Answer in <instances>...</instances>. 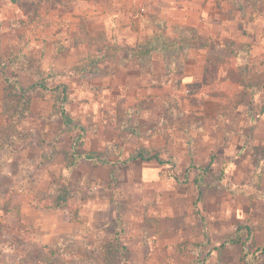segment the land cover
<instances>
[{"label":"rangeland","instance_id":"rangeland-1","mask_svg":"<svg viewBox=\"0 0 264 264\" xmlns=\"http://www.w3.org/2000/svg\"><path fill=\"white\" fill-rule=\"evenodd\" d=\"M120 1L126 18L151 27L146 42L186 40L184 52L140 57L152 74L100 78L97 56L75 62L69 37L45 28L68 36L77 0H0V170L10 172L0 183L16 186L0 195V219L14 213L0 237H23L15 205L24 197L51 216L78 212L54 264H264V0H214L195 27H152L167 0ZM233 49L247 53L225 58ZM138 52L104 56L129 55L134 67ZM7 78L27 103L5 98ZM141 151L155 158L130 157ZM238 235L248 257L242 243L217 248ZM9 257L19 261V248Z\"/></svg>","mask_w":264,"mask_h":264},{"label":"crops","instance_id":"crops-1","mask_svg":"<svg viewBox=\"0 0 264 264\" xmlns=\"http://www.w3.org/2000/svg\"><path fill=\"white\" fill-rule=\"evenodd\" d=\"M78 4L75 9L72 11H67L65 17L66 26L70 28L68 36L65 33H61L60 30L56 28L52 23L48 24L45 28L50 30L49 37L55 39H63L66 37L72 41V47H74V52L76 53L75 62H78L81 58L86 56H97L96 64L93 66L95 73L98 74L100 78H113V72H116L118 69L123 70V73L129 76V71L133 70L137 73L147 72L149 70L143 69L141 65V58L135 57L131 59V56H127L126 59L121 61L119 59L120 55H116L115 58L113 55L105 57V53L114 54L121 51H133L136 50V47L142 46L149 40L150 35L148 31L151 28L143 27L137 23L138 21L131 20L130 17L126 18L124 16V10L121 8L120 0H77ZM167 6H161V10L156 13L149 15L150 23L153 26L159 20L167 22V24H179V26H197V23L203 20V17H206L208 13V6L213 4L214 0H207V3L197 2V0L191 2H183L182 4L178 0H167ZM216 1V0H215ZM218 9V8H217ZM219 10V9H218ZM220 13V12H219ZM140 22V21H139ZM139 25V26H138ZM103 28V29H102ZM98 30H102L107 38L112 37L113 41L112 47L107 46L103 48L101 46V41H106L102 33H97ZM115 33V35H113ZM104 37V38H103ZM106 38V39H107ZM111 40V41H112ZM126 47V48H125ZM132 48V49H130ZM129 53V52H128ZM152 59L155 60V57L152 56ZM159 60V58H158ZM161 62L164 64V57H161ZM155 63V61H154ZM116 65V67H115ZM165 65V64H164ZM112 66V67H111ZM114 67V70L112 69ZM121 68V69H120ZM155 70H150V74L154 73ZM105 87H102V89ZM113 89V88H109ZM140 89V87L138 88ZM138 93V91H136ZM156 169V168H155ZM153 169L148 166H145L143 173L146 176L153 174ZM155 172V171H154ZM157 173H159L157 171ZM0 177L9 178L10 172L8 170H0ZM148 177H146L147 179ZM149 179V178H148ZM158 180H161L160 173L158 174ZM155 188L160 187L159 183H149ZM13 183L8 182V184L0 183V195L2 192H5L4 200L8 199V191L15 189L16 186L12 185ZM19 189V188H18ZM20 191V189H19ZM3 196V195H2ZM1 204V201H0ZM17 206V212L19 213L20 223L22 224L23 230L20 233L23 237L31 242L34 245L44 246V245H57L64 242L63 236L66 234V228L68 224L71 226H77L72 221L65 219V217L51 216L48 215L41 208L34 207L28 200L24 197L20 199V203ZM166 204H162V208H166ZM169 207V205H168ZM7 214H10L8 212ZM11 215H5L1 219L7 222ZM84 222L89 221L93 222L92 217L82 216ZM165 218V217H163ZM0 219V220H1ZM202 229L204 228L203 224L201 225ZM31 230V236L30 231ZM204 230V229H203ZM17 251V250H15ZM12 251L10 254L15 253ZM7 256L0 259V264H36L14 261L13 258Z\"/></svg>","mask_w":264,"mask_h":264},{"label":"trees","instance_id":"trees-1","mask_svg":"<svg viewBox=\"0 0 264 264\" xmlns=\"http://www.w3.org/2000/svg\"><path fill=\"white\" fill-rule=\"evenodd\" d=\"M238 2H241V0H238ZM187 30H190L194 33L197 32V30L194 28H188ZM182 34H184V33H181V35ZM157 40H158V42L154 38H152L149 42H146L144 45L136 47V49L139 50L138 56L139 57H145L144 59H147V61H148L153 50L162 51V53L164 55L169 53V52L170 53H178V51H181V53H182V52H184L183 50H185L184 47L186 46L185 44L187 43L186 40L180 39L178 41H173L171 39H167L164 35H158ZM155 42H157V43H155ZM177 42H178V44L181 43L180 44L181 46L178 45ZM231 44L235 45L234 41H229L228 44H226L225 42L224 43L220 42V45H222V46H227V45L232 46ZM175 47H176V49H175ZM178 48H179V50H177ZM130 49H132V48H130ZM246 53L247 52H244L241 49H236V51H235V49H233L230 51V53H227L228 55L225 58H227V57L228 58L229 57L230 58L241 57L242 55H245ZM222 58H224V57H222ZM147 61H145V64H148ZM141 62H143L142 59H141ZM166 62L168 63L169 61H166ZM6 81L8 82V85L6 87L5 98L6 99H14L15 101H24L27 103L28 102L27 97L25 96L26 89L24 87L18 85L17 83L16 84L11 83V80L8 78L6 79ZM25 110H28V109H25ZM19 114H20V112H19ZM130 157L131 158H142L144 160H150V159L155 158V156H153V155L152 156H146L144 154V152H142V151L136 155H131ZM171 176L174 177L175 179L179 180L178 175L171 174ZM59 198H61V197H59ZM62 208L64 209L65 219L72 221V222L77 221L78 212L76 214H74V212L71 214L72 207L63 206ZM16 211H17V208H16ZM9 212L11 213V216L14 215V213H12V211H9ZM238 243H242L244 251H245L244 257L245 258L248 257V255L250 254V250L246 246L245 241H242L241 235H238L236 238H232V239L224 241L217 248L224 247L228 244H238ZM33 247L34 248H32V247L30 248V245H28V243L24 239V237L19 236V234L15 235L12 232H6V233L3 232V236L0 237V259H2L3 257L6 258L7 256H10V253L12 251L17 250L18 248L20 250V256H21L20 261L21 262L36 263V264H54L56 262V257L58 255H61V256L65 255L64 249H63L64 248L63 243L57 244V245H44V246L33 245ZM260 250L264 253V246L261 247ZM99 253L101 254V256H104V258L106 259L105 255H111V254H113V251L109 250V252H105V250H104V252H103L100 250ZM253 255H254V253L252 254V258H253ZM254 258H256V257H254ZM105 259H103V260H105ZM252 260L249 259V262H253Z\"/></svg>","mask_w":264,"mask_h":264},{"label":"built area","instance_id":"built-area-1","mask_svg":"<svg viewBox=\"0 0 264 264\" xmlns=\"http://www.w3.org/2000/svg\"><path fill=\"white\" fill-rule=\"evenodd\" d=\"M144 11H145V7L143 6V7L140 8L139 12L143 13Z\"/></svg>","mask_w":264,"mask_h":264}]
</instances>
